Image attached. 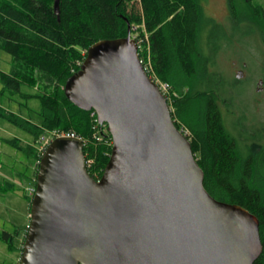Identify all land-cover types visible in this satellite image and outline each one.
Instances as JSON below:
<instances>
[{"label":"water","instance_id":"1","mask_svg":"<svg viewBox=\"0 0 264 264\" xmlns=\"http://www.w3.org/2000/svg\"><path fill=\"white\" fill-rule=\"evenodd\" d=\"M138 50L128 24L126 38L92 45L68 80L67 98L107 125L111 158L96 181L81 138L51 143L19 264H255L262 254L259 219L206 190Z\"/></svg>","mask_w":264,"mask_h":264},{"label":"trees","instance_id":"2","mask_svg":"<svg viewBox=\"0 0 264 264\" xmlns=\"http://www.w3.org/2000/svg\"><path fill=\"white\" fill-rule=\"evenodd\" d=\"M55 2L0 0V50L13 61L10 72L0 74V94L24 100L23 106L34 112L39 122L1 103L0 118L36 141L46 131L75 132L85 142V159L93 161L88 172L99 181L111 158L112 137L105 125L95 121L94 111H85L67 98L65 88L81 70L92 45L126 38L130 24L132 35L133 28L141 33L144 65L150 62L159 80L177 94L173 101L168 98L172 118L191 142L205 174L206 190L215 199L242 206L259 219L263 251L255 264H264V143L258 133L246 134L239 128L238 135L233 133L224 119L220 104L229 101L221 87L226 78L216 68V56L223 46L221 29L205 16L201 1L59 0V14ZM253 18L256 25L261 24L255 14ZM205 26L211 30L209 54H204L201 45ZM24 88L35 92L30 94ZM31 100L39 102L38 109L29 106ZM3 140L40 161L37 150L23 146L20 139ZM37 174L38 168L28 178L34 185ZM15 189L14 183L0 181V191ZM23 196L30 212L32 198L26 191ZM26 233L27 226L13 232L4 230L0 240L9 251H22Z\"/></svg>","mask_w":264,"mask_h":264},{"label":"rangeland","instance_id":"3","mask_svg":"<svg viewBox=\"0 0 264 264\" xmlns=\"http://www.w3.org/2000/svg\"><path fill=\"white\" fill-rule=\"evenodd\" d=\"M200 1L205 16L218 23L221 29L219 40L223 46L216 56V68L226 78L221 87L225 93L224 97L229 101L227 104H220L224 119L233 133L239 134L237 128L250 135L258 133V138L264 143V35L261 26L256 25L253 18V14H255V17H259L264 22V0H252L253 9L249 7L246 0ZM210 31L209 26L203 28L201 45L204 54H209L207 44ZM139 34L141 35L140 32ZM146 37H149V33ZM142 53H144V45ZM12 64V56L0 50V74L2 72L9 73ZM146 64L148 74L156 81L162 82L153 72L151 63L147 62ZM238 75L241 77L237 79ZM261 81L262 83H260ZM2 87L0 84V91ZM24 91L30 94L35 92L28 88H24ZM176 95L170 91L172 101V97ZM0 103L21 116L39 122L38 116L24 107L25 101L18 97H12L11 100L8 93L0 94ZM29 106L38 109L39 102L31 100ZM48 132L51 131L45 133ZM186 132L190 134L187 129ZM14 138L20 139L23 146H32L36 150L34 138L0 118L1 170L14 176L16 172L28 173V175L32 172L33 175L36 170L34 169L33 172V164L35 168H38V161L3 140ZM12 183L16 187L15 190L0 191V232L4 230L13 232L16 228L23 230L30 224L29 203L23 196L28 181L23 179V184H21L22 181L19 182V179L18 181L13 179ZM16 241H18L17 238ZM21 252V250L18 252L9 251L8 246L0 240V264H19Z\"/></svg>","mask_w":264,"mask_h":264},{"label":"built area","instance_id":"4","mask_svg":"<svg viewBox=\"0 0 264 264\" xmlns=\"http://www.w3.org/2000/svg\"><path fill=\"white\" fill-rule=\"evenodd\" d=\"M133 31L135 32V34H133V39L136 41L138 48H139V54L142 51V39L139 36V31H137V28H133ZM141 62L143 63V59H141ZM144 65V63H143ZM147 64L144 65L145 70L148 73V69H147ZM153 79V78H152ZM154 81L158 84L160 90L163 92V94L167 97L170 98V91H171V86L168 83H164V82H160V81H156L154 79ZM97 115V114H96ZM98 124V117L95 120ZM101 125V124H100ZM61 137H69V138H81L80 136H78L75 132L73 131H64V130H53L51 132L45 133L43 135H41V137L36 141L34 147L36 148L37 152H38V156L40 158H42V156L45 154V152L47 151L48 147L51 145V143L57 139V138H61ZM82 139V138H81ZM83 140V139H82ZM84 142V140H83ZM85 143V142H84ZM93 161L88 159H85V167L88 171V169L91 167ZM35 187L28 189V193L30 196H33L35 194Z\"/></svg>","mask_w":264,"mask_h":264},{"label":"crops","instance_id":"5","mask_svg":"<svg viewBox=\"0 0 264 264\" xmlns=\"http://www.w3.org/2000/svg\"><path fill=\"white\" fill-rule=\"evenodd\" d=\"M25 141H27V140L25 139ZM34 169H36V168H35V165L33 164V172H34ZM30 173H31L30 175H32V172H30ZM20 174H23V175H20ZM30 175H28V173L16 172L15 173V176H14L12 174H9L8 172H3L1 170V168H0V181H2V180L4 181L5 180V181L12 182L13 179H15L17 181L19 179V182L22 181L21 184H23V179H24V180H27L28 181V186L26 187V189L29 188V187H32V185H33L32 184V180L31 179H28V178H30ZM15 177H17L18 179L15 178Z\"/></svg>","mask_w":264,"mask_h":264},{"label":"flooded vegetation","instance_id":"6","mask_svg":"<svg viewBox=\"0 0 264 264\" xmlns=\"http://www.w3.org/2000/svg\"><path fill=\"white\" fill-rule=\"evenodd\" d=\"M246 1L249 3V7H250L251 9H253L254 6H251V2H249L248 0H246ZM260 25H261L262 32H263V35H264V22H262ZM240 73H242V72H240ZM260 83H262V81H261Z\"/></svg>","mask_w":264,"mask_h":264}]
</instances>
